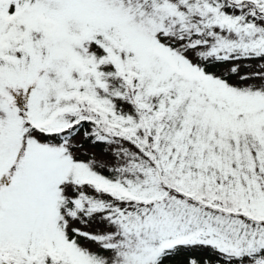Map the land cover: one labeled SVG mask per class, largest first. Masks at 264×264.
Instances as JSON below:
<instances>
[{"label":"snow or ice","instance_id":"obj_1","mask_svg":"<svg viewBox=\"0 0 264 264\" xmlns=\"http://www.w3.org/2000/svg\"><path fill=\"white\" fill-rule=\"evenodd\" d=\"M0 264H264V0H0Z\"/></svg>","mask_w":264,"mask_h":264}]
</instances>
